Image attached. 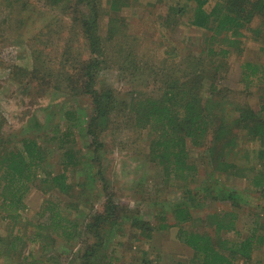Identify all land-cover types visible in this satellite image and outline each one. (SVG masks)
Segmentation results:
<instances>
[{
  "label": "trees",
  "instance_id": "trees-1",
  "mask_svg": "<svg viewBox=\"0 0 264 264\" xmlns=\"http://www.w3.org/2000/svg\"><path fill=\"white\" fill-rule=\"evenodd\" d=\"M53 1L63 4L73 22L82 26L88 47L96 55L84 61L81 73L84 78L81 89L90 96L95 113L83 130L95 138L94 159L99 164L106 202L103 211H92L83 222L72 216L70 208L80 203H75L74 199L81 185L71 182V175L86 158L80 159L74 147L80 137L74 127L78 121L77 111L68 110L67 127L60 129L57 135L60 148L64 149L60 171L46 165L48 152L36 136L24 137L12 148L0 151V216L8 224V234L0 236L2 252L20 249L29 241L42 244L44 251L54 246L57 238L68 242L81 240L82 244L87 235L91 241L82 244L79 256L66 264H126L135 251L140 264H160V250L154 241L159 233L178 227V239L193 251L189 264H253L256 261L264 264V259L256 258L264 246V62L243 61L240 82L244 89L234 91L241 95L250 94L253 87L263 88L257 109L241 101L228 100L221 89V83L229 76V56L244 53L241 44L245 30L261 34L251 25L259 18L264 22V0L174 1L175 15L188 18L190 27L204 32L205 45L201 53L208 52V55L186 57L185 73L180 77L169 76L159 93L122 103L129 117L136 119L141 129L151 132L150 159L159 167L166 183L182 182L177 186L182 200L173 205L171 215L165 209L159 211L153 217L154 223L143 218L139 210H131L116 201L98 154L103 147L99 133L108 127L116 103L111 88L99 90L94 85L96 74L105 62L100 59L105 51L104 38L98 33L99 20L105 14H118L141 0H108L106 12L105 0ZM152 1L161 3L163 0ZM213 2V7L208 9ZM118 22V17L110 19L112 33L117 34ZM229 104L235 105L239 112L234 122L228 117ZM241 135L246 136L245 142L249 144L259 141L260 147L245 146L247 143L239 140ZM67 143L72 147H65ZM196 147L205 149L200 162L192 153ZM246 158L251 159L248 165L243 162ZM234 180H243L245 185L231 187ZM38 183L57 196L47 198L36 213L37 218L29 219L24 215L29 208L25 198ZM248 193L254 194L261 203L253 205ZM200 199L222 202L226 206L201 220L206 223L204 228L194 225L199 219L195 211ZM243 206H250V211H245L251 216L247 231L240 228ZM127 213L131 215H123ZM208 227L213 228L214 234L208 232ZM231 233L235 238L228 237ZM26 236L28 239L24 240ZM121 238L128 239L126 245L131 248V255L117 248L122 244ZM30 258H24L27 263L16 264H43V258ZM7 259L4 264L14 263Z\"/></svg>",
  "mask_w": 264,
  "mask_h": 264
},
{
  "label": "rangeland",
  "instance_id": "rangeland-1",
  "mask_svg": "<svg viewBox=\"0 0 264 264\" xmlns=\"http://www.w3.org/2000/svg\"><path fill=\"white\" fill-rule=\"evenodd\" d=\"M13 1L0 0V151L12 148L24 137L36 136L48 152L46 165L51 170L60 171L64 149L60 148L57 135L60 129L67 127L66 112L75 109L78 121L74 127L80 137L74 147L79 158L86 160L72 171L71 182L82 187L76 191L77 198L74 199L75 203L80 202L77 204L79 207L71 206L70 211L72 216L83 222L92 211H103L106 202L104 182L98 173L99 164L94 159L95 138L83 130L95 113L90 96L81 89L84 79L81 73L84 61L96 55L88 47V37L82 26L73 22L63 4L53 0ZM107 1L105 12L109 9ZM174 1L141 0L118 14L103 15L98 24L105 51L100 59L105 62L96 74L94 85L99 90L111 88L116 97L109 125L99 133L103 147L98 154L116 201L131 210H139L143 218L153 223V217L159 211L165 209L171 215L173 205L182 200V192L177 188L182 182L176 185L166 183L165 176L150 159L151 132L141 129L136 119L125 112L122 103L159 93L168 83L169 76L180 77L185 73L188 68L186 57L208 55V52L201 53L205 45L204 32L190 27L188 18L175 15L172 10ZM213 5L214 2L208 9ZM114 16L119 20L117 34L110 31V19ZM251 27L259 29L261 34L245 30L241 44L244 53L241 56L235 52L229 56V76L221 83V89L228 100L241 101V104L257 109L263 88L253 87L250 94L234 93L244 89L240 82L241 63L246 60L264 62V22L261 18L256 19ZM227 109L230 121L234 122L239 117L236 106L229 104ZM245 138L241 135V143H247ZM250 145L259 148L261 144L255 141L245 146ZM64 146L72 147L68 143ZM204 150L203 147L192 149L199 162ZM243 162L248 165L251 159L246 158ZM237 185L243 187L245 183L234 180L230 184L231 187ZM248 195L253 205L261 203L254 194ZM54 196L57 193L53 190L46 191L39 183L36 184L25 198L29 208L24 215L36 219L43 202ZM199 203L195 211L199 219L194 224L198 228L206 225L201 220L226 207L222 202L210 199H200ZM248 207H242L240 217V228L245 231L251 226V216L245 213L250 211ZM178 230V227H171L156 237L154 243L160 250V264H179L180 261L189 264L193 251L178 239ZM207 230L214 234L213 228L208 227ZM7 234V221L0 216V236ZM228 237L235 238L233 233ZM84 238L82 244L91 241L87 235ZM121 239L122 244L117 247L119 251L130 252L131 248L126 245L128 239ZM57 240L54 246L44 251L42 244L31 241L10 252H2L0 245V264L8 262V257L14 261L13 264L27 263L24 258L29 257L43 258V264H66L83 250L81 240ZM261 248L256 258L264 259V246ZM135 252L126 264H140Z\"/></svg>",
  "mask_w": 264,
  "mask_h": 264
}]
</instances>
